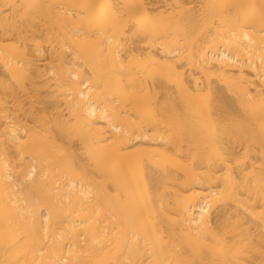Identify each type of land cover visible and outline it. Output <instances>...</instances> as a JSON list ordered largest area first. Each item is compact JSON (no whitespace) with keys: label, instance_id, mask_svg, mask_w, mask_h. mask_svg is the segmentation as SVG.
<instances>
[{"label":"bare ground","instance_id":"bare-ground-1","mask_svg":"<svg viewBox=\"0 0 264 264\" xmlns=\"http://www.w3.org/2000/svg\"><path fill=\"white\" fill-rule=\"evenodd\" d=\"M201 1L0 0V264H264V0Z\"/></svg>","mask_w":264,"mask_h":264},{"label":"rangeland","instance_id":"rangeland-1","mask_svg":"<svg viewBox=\"0 0 264 264\" xmlns=\"http://www.w3.org/2000/svg\"><path fill=\"white\" fill-rule=\"evenodd\" d=\"M160 1H162V0H160ZM163 1H164V0H163ZM183 1H184V2H187L186 5H185L186 7H188V8L191 7L190 9H193V10L195 9L194 12H197V13H198V9L200 10V7H201V5H202V1H201V0H183ZM163 4H164V3H163ZM196 9H197V11H196ZM156 12H158V9L149 8V9L147 10L148 16H150V15L156 13ZM163 13H164V12H163ZM165 13H166V12H165ZM51 15H52V16L48 19L47 23H48V25H49L50 27H52V28H56L58 19H57L56 15H54V12H52ZM135 61H136V60L127 61V62H126V65H127L130 69H132V71H135L136 73H138L137 70H138V68L140 67V64H139L138 62H135ZM2 70H3V69H2L1 66H0V77L3 76V74H1V73H2ZM138 74H139V73H138ZM204 79H205V77L202 76V77H201V80H204ZM211 79H215V76L212 75ZM206 102H207V96H206L205 91H204V92L202 93V96L200 97V99L194 101L193 103H194L195 105H198V107L203 108V107L205 106ZM36 105H37V106H40L39 103H36ZM237 150H239V158H240V159H243V149H242V148H237ZM260 163H261V161H259V160H256V161H255V165H258V164H260ZM232 166L236 167V164L233 163ZM240 264H248V261H242Z\"/></svg>","mask_w":264,"mask_h":264}]
</instances>
